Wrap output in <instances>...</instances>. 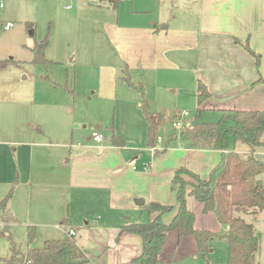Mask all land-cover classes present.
<instances>
[{
	"label": "crops",
	"instance_id": "0c3cea01",
	"mask_svg": "<svg viewBox=\"0 0 264 264\" xmlns=\"http://www.w3.org/2000/svg\"><path fill=\"white\" fill-rule=\"evenodd\" d=\"M87 6L101 9L102 17L97 21L80 16L84 10L79 4L69 18L80 19L85 30L71 37V42L67 40V49L73 57L81 53V60L98 65L103 80L93 88L89 100L96 97L113 104L116 119V105L121 100L126 108L125 119L127 123L131 119V123L123 132L110 128L111 138L103 134L108 140L99 146L92 139L75 145L67 140L73 103L65 88L44 84L41 78L26 83L0 82V200L13 188L8 206L17 222L8 230L21 223L26 230L34 225L45 228L50 225L47 220L33 222L20 213H25V207L30 209L37 192L59 189L76 213L83 217L91 212L96 215L92 225L85 223L87 243L92 249L88 250L89 257L85 254L86 264H131L142 251V241L121 227L154 218L156 215L147 209L152 202L174 208L162 217L164 223L171 222L178 208L172 187L175 171L185 167L207 179L222 153L191 149L188 142L173 134L176 139L169 145L168 140L164 146L160 142L152 150L146 144L147 153L136 155V147L129 145L135 139L138 142L142 134L144 143L147 122L136 111L142 98L130 95L129 90L137 91L121 80L123 71L126 69L132 83L142 85L156 131L169 101L196 102L198 81L211 95L200 110L218 113V119L224 111L262 109L264 0H128L129 10L124 13ZM63 12L62 17H67L68 12ZM88 20L100 23V28L93 32ZM30 34L33 36V32ZM41 40L34 39L33 44ZM21 43L29 56L24 61L32 62L33 44L25 39ZM246 43L259 61L242 48L241 44ZM30 77L26 74L23 80L29 81ZM182 111H177L174 118ZM58 121L62 123L56 125ZM94 130L102 132V127L91 133ZM114 135L119 139H112ZM186 206L195 215V228L212 232L220 229L214 214H203L202 204L193 197L186 199ZM69 229L73 228L68 227L65 234ZM188 237L180 239L176 232L169 233L160 259L165 258L167 248H182L189 242ZM1 238L0 232V258L9 253V244L5 248ZM47 240L53 239L44 242Z\"/></svg>",
	"mask_w": 264,
	"mask_h": 264
},
{
	"label": "trees",
	"instance_id": "16d2710c",
	"mask_svg": "<svg viewBox=\"0 0 264 264\" xmlns=\"http://www.w3.org/2000/svg\"><path fill=\"white\" fill-rule=\"evenodd\" d=\"M122 0H99L98 6L117 11ZM34 31L32 23L26 24ZM34 33V32H33ZM48 38L35 41L31 47L32 63L46 64L45 51ZM242 48L259 61V56L250 49L248 43L241 44ZM121 80L131 89L137 91L141 98L140 109L147 122V146L155 147V119L147 111V102L142 85L131 82L123 71ZM261 81V79H259ZM258 80V81H259ZM197 110L210 98V92L201 81L196 85ZM264 133V107L254 111H224L214 123L186 124L180 138L188 142L191 149L220 151L221 159L212 169L207 179H202L185 167L175 171L172 187L178 203L177 212L168 224L162 217L174 211L173 207L152 202L147 206L149 213L156 216L145 223L126 224L123 231L138 235L142 241V251L131 264H157L168 234L176 232L181 239L193 237L199 255L205 264H211L208 259L209 244L216 238L227 242V264H258L256 255L260 249L261 234L255 224L261 214L264 215V159L255 156V148L264 145L261 139ZM119 137L112 136V139ZM176 139L171 135L167 144ZM242 142L252 152L239 153L235 145ZM158 151L155 152L157 156ZM187 176L190 181L184 179ZM13 194V188L0 200L2 221L1 234L7 238L9 253L0 258L1 264H86L88 258L82 248L69 236L62 239L47 240L40 248H32L36 229L27 227L26 248L16 244L8 230L10 224L17 220L11 213L8 203ZM193 197L202 204L203 214L212 212L220 226L225 230L218 235L210 230L197 229L194 226L195 215L186 206V199ZM66 222V221H63ZM62 222V224H63Z\"/></svg>",
	"mask_w": 264,
	"mask_h": 264
},
{
	"label": "rangeland",
	"instance_id": "374dc122",
	"mask_svg": "<svg viewBox=\"0 0 264 264\" xmlns=\"http://www.w3.org/2000/svg\"><path fill=\"white\" fill-rule=\"evenodd\" d=\"M79 4H81L80 9L84 10L80 16L97 21L101 19V9L87 6L90 4L98 5L99 0H4V8L0 10V82L9 83L17 81L26 83L33 79L34 81H38L41 78L44 84H60L65 88L67 90L66 96L73 103V123L70 119L69 123H67V140L69 143L75 145H80L87 139L91 140V130L99 126L102 127L103 134L110 139V128H113L116 132H123L126 125L131 123V119L128 123L127 119H125L126 108L121 103V100H118L116 105L117 119L113 104L105 103V101L99 100L96 97L89 100L94 94L93 88H96L103 80V77L100 76L98 65L87 63L83 59L81 60L79 58L81 53H76V57H73L66 46L67 40L71 42V37H74V35L80 36L82 31L85 30L80 19L77 21L76 17L69 18L75 14L74 12ZM127 5L128 0L121 1L118 10L122 13L128 11ZM65 10L68 12V16L63 18L62 15H64L63 11ZM7 22L12 23L13 27L4 29L3 25ZM88 22L91 21L88 20ZM27 23L34 25V31L27 27ZM88 25L93 32L100 28V23L95 24L91 22ZM30 32H34L33 36ZM45 37L48 38V47L45 52L48 63L36 64L24 61L29 56L28 52L23 48L21 41L25 39L31 45L34 39L40 40ZM26 74H31L29 81L23 80ZM129 92L130 95L140 98V94L137 92L131 90ZM190 103V101H169L166 104L168 111L161 115L158 131H156L155 121V137H161L160 142L163 143V146L171 135H179V132L172 128L174 116L179 110H185L189 114L187 117L188 124L195 122L214 123L218 120V117H216L218 113L206 109L197 110L196 102ZM139 109L136 108V111H140L139 113L143 114L142 110ZM60 110L59 113H61ZM147 111L152 115L148 101ZM41 116L45 117L44 110L41 111ZM61 123L58 121L56 125H60ZM182 133L180 132V135ZM107 138L103 140L102 144L107 142ZM133 142L129 146L136 147V155L140 157L141 154L147 153L145 148L147 139L145 138L143 143V134L141 135V139L138 138V142L136 139ZM154 144L157 148L160 145L157 141ZM235 149L237 152L243 154L252 152L242 142H238ZM253 154L259 159H264V145L255 148ZM259 177H264V173ZM184 179L190 181V178L187 176ZM146 211L144 210V212ZM25 213L23 211L20 214L24 217L28 216L33 222H45L47 220L50 223L45 228L34 225L36 235L31 243L32 246L37 245L42 247L44 240L47 238L62 239L67 235V233L65 234V230L71 227L76 230V234L72 238L83 246L84 253L89 257L88 250L91 251L92 249L87 243L85 223L88 222L92 225L94 221L93 217L96 216L93 212L84 217L76 213L69 201L60 195V190L50 187L37 192L31 200L30 209L25 207ZM65 217L67 220L63 222ZM62 222L63 224H61ZM255 228L261 234L260 249L256 255V262L264 264L263 214L259 216ZM9 232L13 241L16 244H20L22 249H25L27 232L22 223L20 225H12ZM214 232L218 235H223L225 233L224 227L220 226V229ZM186 239L189 242H186L180 249L178 247L173 251L172 246L167 248L165 258L163 260L159 259L157 264H205L203 258L199 255L193 237L189 236ZM1 240L3 246L8 248L7 238L2 235ZM209 247L208 259L211 264H227L228 245L224 239L216 238L212 240ZM1 250L6 252L4 248H1Z\"/></svg>",
	"mask_w": 264,
	"mask_h": 264
},
{
	"label": "built area",
	"instance_id": "2783aa9c",
	"mask_svg": "<svg viewBox=\"0 0 264 264\" xmlns=\"http://www.w3.org/2000/svg\"><path fill=\"white\" fill-rule=\"evenodd\" d=\"M3 2H4V0H0V10L3 8ZM12 26H13L12 23H6V24H4L3 28L9 29ZM187 117H188V113L186 111H182V112L178 113V115L174 118V120L172 122L173 130L178 131L179 135H180V132H183L185 129V126L187 124ZM91 139L96 146H99L102 144L105 137L100 130H94L91 133ZM156 141L158 143H160V138H157ZM152 150H155V148H153ZM225 230H227V228ZM74 234H75V232L73 229H69L67 232V235L69 237H73Z\"/></svg>",
	"mask_w": 264,
	"mask_h": 264
}]
</instances>
